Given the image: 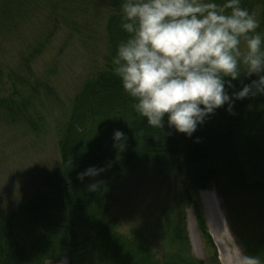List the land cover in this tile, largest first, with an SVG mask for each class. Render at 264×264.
Segmentation results:
<instances>
[{"label":"trees","instance_id":"trees-1","mask_svg":"<svg viewBox=\"0 0 264 264\" xmlns=\"http://www.w3.org/2000/svg\"><path fill=\"white\" fill-rule=\"evenodd\" d=\"M98 1L0 0V39L39 14H45L44 20L47 14L56 16V23L71 28L78 18L91 15L89 4ZM104 3L110 54L71 102L59 128L62 136L57 166L40 174L29 200L0 218V249L4 251L0 250V264H53L62 260L68 264H203L191 253L183 220H175L182 205L191 206L205 244L213 248L197 203V190H216L235 234L230 212L235 205L237 208L240 195L248 196L255 208L264 210V96L236 100L231 113L226 111L227 105L218 108L191 137L170 129L166 122L164 128L150 126L147 118L133 109V98L112 72V57L127 33L120 27V0ZM241 6L259 21L257 31H264V0H241ZM255 78L241 77L233 83L238 90ZM3 80L0 71V92ZM15 93L18 97H3L0 112L27 119L25 124L36 133L40 125L28 116L33 108L30 100L13 90ZM20 118L15 121L20 122ZM116 129L125 133L123 149L113 146ZM90 165L104 171L98 177L79 180L77 174ZM146 168L155 170L162 186L171 183L174 193L169 218L163 223L165 230L156 234L165 233L167 239L158 243L163 249L161 258L153 253L148 239L141 238V232L122 233L108 211L114 186ZM93 179L103 181L96 192L86 187ZM212 256L207 264H219Z\"/></svg>","mask_w":264,"mask_h":264},{"label":"rangeland","instance_id":"rangeland-1","mask_svg":"<svg viewBox=\"0 0 264 264\" xmlns=\"http://www.w3.org/2000/svg\"><path fill=\"white\" fill-rule=\"evenodd\" d=\"M104 1L89 2L92 4L89 8H93L91 15L78 18L74 26L70 23L71 28L56 23V16L47 14L44 20L45 14H39L0 39V71L4 77L0 101L3 97H18L12 94L17 90L30 100L33 112L29 111L28 116L40 125L34 133L25 124L27 119L0 112V218L29 200L40 174L59 163L58 140L62 136L59 128L71 102L110 54ZM31 92L38 93L33 96ZM17 118L20 122L15 121ZM173 197L171 183L162 186L155 170L146 168L114 186L108 211L110 217L117 219L122 233L141 232V238L146 242L148 239L147 243L154 246L153 253L161 258L163 249L158 243L167 239L165 233L156 234L165 230L163 223L169 218ZM196 198L213 248L205 244L191 206L182 205L175 219L183 220L196 259L207 264L214 254L219 264H233L234 257L245 251L264 262L260 255H264V250L258 249L264 248L261 236L264 210L255 208L248 196L240 195L237 208L235 205L230 212L236 236L227 223L221 197L213 187L197 190ZM153 229L155 234L151 232ZM254 248L257 251L251 253ZM53 264L68 263L62 260Z\"/></svg>","mask_w":264,"mask_h":264},{"label":"clouds","instance_id":"clouds-1","mask_svg":"<svg viewBox=\"0 0 264 264\" xmlns=\"http://www.w3.org/2000/svg\"><path fill=\"white\" fill-rule=\"evenodd\" d=\"M120 12L127 36L112 72L150 126L166 122L191 137L218 108L227 105L231 113L236 100L264 96V31L241 0H120ZM253 76L236 89L233 81ZM112 139L123 149V131L114 130ZM103 171L90 165L77 178ZM102 184L93 179L86 187L96 192ZM233 264L264 262L241 251Z\"/></svg>","mask_w":264,"mask_h":264}]
</instances>
